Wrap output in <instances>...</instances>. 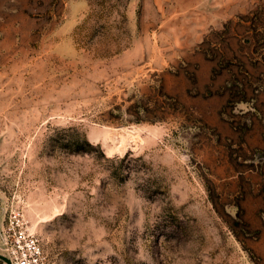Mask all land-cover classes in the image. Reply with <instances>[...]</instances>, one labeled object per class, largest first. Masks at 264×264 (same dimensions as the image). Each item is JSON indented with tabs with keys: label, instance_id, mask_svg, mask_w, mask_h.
<instances>
[{
	"label": "rangeland",
	"instance_id": "1",
	"mask_svg": "<svg viewBox=\"0 0 264 264\" xmlns=\"http://www.w3.org/2000/svg\"><path fill=\"white\" fill-rule=\"evenodd\" d=\"M10 219L49 264H264V0H0Z\"/></svg>",
	"mask_w": 264,
	"mask_h": 264
},
{
	"label": "built area",
	"instance_id": "2",
	"mask_svg": "<svg viewBox=\"0 0 264 264\" xmlns=\"http://www.w3.org/2000/svg\"><path fill=\"white\" fill-rule=\"evenodd\" d=\"M5 237L9 264H49L38 238L18 219L9 220Z\"/></svg>",
	"mask_w": 264,
	"mask_h": 264
},
{
	"label": "water",
	"instance_id": "3",
	"mask_svg": "<svg viewBox=\"0 0 264 264\" xmlns=\"http://www.w3.org/2000/svg\"><path fill=\"white\" fill-rule=\"evenodd\" d=\"M0 259L3 260L6 264H9L8 259L4 255L0 254Z\"/></svg>",
	"mask_w": 264,
	"mask_h": 264
}]
</instances>
